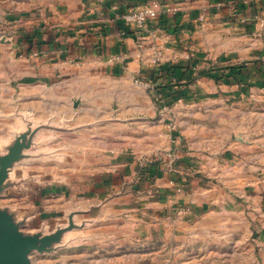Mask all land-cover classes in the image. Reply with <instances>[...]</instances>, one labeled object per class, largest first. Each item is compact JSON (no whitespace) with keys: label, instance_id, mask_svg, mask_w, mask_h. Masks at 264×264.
Instances as JSON below:
<instances>
[{"label":"crops","instance_id":"1","mask_svg":"<svg viewBox=\"0 0 264 264\" xmlns=\"http://www.w3.org/2000/svg\"><path fill=\"white\" fill-rule=\"evenodd\" d=\"M154 2L167 11L143 33L120 19ZM209 70L219 81L200 76ZM226 100L264 101V0H0V142L27 122L48 125L43 149L63 172L66 145L53 152L52 134L76 136L67 148L83 157L72 180L27 188L25 210L41 219L71 197L73 211L87 203L99 225L117 220L137 237L196 235L206 185L230 162L190 137L202 114L193 106ZM83 112L98 121L65 126ZM247 124L257 135L258 122ZM112 125L127 135L118 151Z\"/></svg>","mask_w":264,"mask_h":264},{"label":"rangeland","instance_id":"2","mask_svg":"<svg viewBox=\"0 0 264 264\" xmlns=\"http://www.w3.org/2000/svg\"><path fill=\"white\" fill-rule=\"evenodd\" d=\"M193 109L202 111V114L194 118L198 124L192 127L190 137L207 145L211 156H223L230 162L225 177H214L206 185L209 196L208 205L203 208L199 220L205 225L201 231L186 238L168 236L167 232L161 234L155 230L143 238L137 237L136 233L133 234L128 230L127 225L117 220L107 227L99 225L100 222L93 219L94 214L85 211L87 203H82L84 211H73L78 205L77 202L73 203L70 197L63 202L66 210L61 208L60 212H54L50 218L45 217L44 227L39 230L42 236L54 237L58 234V240L48 246L45 252H32L29 257L30 263L264 264V141L262 140L264 139V101L256 103L215 101L205 103L203 106L194 105ZM239 112L243 114L241 121L245 127L240 128L234 124L239 119H234L233 115ZM250 115L252 117L257 115V119ZM95 120L98 121L96 114L83 112L65 122V126L72 128L74 125L78 126L79 122L81 125H86ZM250 121L258 122L257 135L248 133L247 123ZM169 128L171 130L174 127L170 125ZM112 130L115 151L122 147L120 142H123L127 135L121 132L120 125H114ZM95 131L99 132V130ZM10 135L6 138L12 137ZM51 136L53 140L49 148H52L53 152L57 141L66 145L65 172L62 170L63 162L61 161V165L58 166L56 158L50 160L52 156L48 158L46 156V152H50L46 148L42 149L48 142L43 131L39 134L35 147L28 151L32 154V160L28 165L22 163L16 167L20 177L38 179L39 183L33 184L37 187L62 178L70 177L72 180L75 176L72 171L73 163H79L83 159L80 150L67 148L79 141L76 136L73 134ZM82 137L81 144L87 143L84 142L86 136ZM254 139L256 142L252 143ZM201 143L198 142V145ZM236 144L241 146L240 149L233 147ZM251 145L255 147L252 148ZM232 156L239 159L233 161ZM68 165H71L68 167L69 171ZM56 199L52 200L54 204L58 201ZM29 202L26 194L10 192L0 197V208L11 206L12 209L25 211ZM53 209L57 211L55 207Z\"/></svg>","mask_w":264,"mask_h":264},{"label":"water","instance_id":"3","mask_svg":"<svg viewBox=\"0 0 264 264\" xmlns=\"http://www.w3.org/2000/svg\"><path fill=\"white\" fill-rule=\"evenodd\" d=\"M47 128L51 129L48 125L31 128L27 122L26 128L12 131V137L0 142V197L10 192L27 194V188L39 183L33 177H20L16 167L32 160L28 151L35 147L39 134ZM51 155L46 152L47 158ZM44 224V218L31 210L0 208V264H31L29 257L32 252L47 251L59 235H40L39 230ZM28 227L32 230L25 231Z\"/></svg>","mask_w":264,"mask_h":264},{"label":"built area","instance_id":"4","mask_svg":"<svg viewBox=\"0 0 264 264\" xmlns=\"http://www.w3.org/2000/svg\"><path fill=\"white\" fill-rule=\"evenodd\" d=\"M167 11V8L162 7L159 3L154 2L153 4L146 7L130 8L124 14L121 15L120 19L127 26L134 27L140 34L146 31L148 24L151 21L159 19V17ZM160 58V55L157 54ZM168 108L163 107L161 109L160 116L164 117L167 113Z\"/></svg>","mask_w":264,"mask_h":264},{"label":"trees","instance_id":"5","mask_svg":"<svg viewBox=\"0 0 264 264\" xmlns=\"http://www.w3.org/2000/svg\"><path fill=\"white\" fill-rule=\"evenodd\" d=\"M200 76H205L207 78L214 79L215 81H219V77L216 74H213L210 70L202 72L200 74ZM194 81H195V78L194 79H190L188 82L185 83V86H188L189 84L193 83Z\"/></svg>","mask_w":264,"mask_h":264}]
</instances>
